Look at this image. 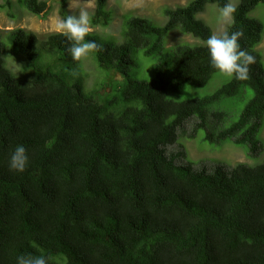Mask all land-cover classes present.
<instances>
[{"label":"trees","instance_id":"trees-1","mask_svg":"<svg viewBox=\"0 0 264 264\" xmlns=\"http://www.w3.org/2000/svg\"><path fill=\"white\" fill-rule=\"evenodd\" d=\"M17 1L41 19L51 1L61 19L69 15L70 0ZM226 3L164 7L163 25L124 16L121 41L90 32L85 41L102 46L91 52L96 66L121 78L104 96L94 93L99 81L85 88L63 34L42 41L21 28L0 34V264L29 254L48 264H264V163L196 167L183 149L166 151L190 120L188 138L202 130L210 145L231 139L252 155L264 148V63L256 50L264 22L248 16L264 0H237L226 27L243 31L241 49L255 57L247 80L231 77L195 95L219 73L206 45L165 44L174 29L206 42L211 29L196 16ZM94 4L91 26L107 27V0ZM7 55L19 61L17 72L6 67ZM140 56L153 60L148 80L137 74ZM18 145L28 155L23 172L9 165Z\"/></svg>","mask_w":264,"mask_h":264},{"label":"rangeland","instance_id":"rangeland-1","mask_svg":"<svg viewBox=\"0 0 264 264\" xmlns=\"http://www.w3.org/2000/svg\"><path fill=\"white\" fill-rule=\"evenodd\" d=\"M189 1L190 0H107V9L110 10L112 14V20L105 28L91 26V32H95L101 36H114L116 40L121 41L122 21L124 16L144 17L151 19L158 25H163L166 19L162 15L161 11L164 7L172 8L175 6H182L187 4ZM10 2L11 7L7 8L3 6L5 4V0H0V34L2 36L10 30L17 28H21L26 32L34 33L40 41L45 39L49 34L60 33L56 28V20L61 19L58 14L59 4L57 2L51 1L49 3L51 9L44 19L30 14L23 7H21L17 0H10ZM233 3H237V0H233ZM66 8L69 14H78L81 9H84L92 15L94 0H71L68 2ZM248 16L264 22L263 4H259L252 12H250ZM196 17L202 20L211 29V34L219 33L225 30L229 25L220 21L219 8L214 4H207L204 11ZM182 43L190 45H205V42H201L191 36L182 34L178 29H174L165 37V44L167 48L174 47ZM256 50L261 54L264 63V36L262 37L260 44L256 47ZM139 58L140 69L137 71L139 79L148 80V77H152L154 73L153 60L149 57L143 56H140ZM93 59L94 58L91 53L87 57L81 59V69L85 76V88L94 90L99 81L98 88L94 91V93L96 96L98 94L104 96L109 89L108 85L111 87L112 83L119 82L121 78L116 75L115 78L118 80L114 81L111 73L100 71ZM5 65L11 71L17 72L20 63L10 55H7L5 57ZM230 78L231 77L222 75L220 72L215 74L208 86L203 89L202 93L207 94L214 91ZM101 85H105L106 87ZM194 94L196 95L195 92ZM251 94L252 91L248 90L246 94V96L248 95V98L245 96L243 100H238L236 102V107L241 109ZM221 109H223V107ZM231 110L232 109L230 107L227 109L228 112H231ZM192 123L193 121L186 124L185 133L183 134L184 136L178 140L176 147L171 148V150L176 151L181 149L180 146L182 145V149L186 154L185 158L190 162H193L196 165L203 162L204 165L207 164L209 166H213L215 163H220L226 166L233 165L238 162L246 164L264 163V150H262L258 155H251L247 154L245 147L237 146L229 141L224 144L210 145L202 140L204 133L202 130L198 132L195 138H188L187 135L190 132ZM259 138L263 142L264 147V121L259 133Z\"/></svg>","mask_w":264,"mask_h":264},{"label":"clouds","instance_id":"clouds-1","mask_svg":"<svg viewBox=\"0 0 264 264\" xmlns=\"http://www.w3.org/2000/svg\"><path fill=\"white\" fill-rule=\"evenodd\" d=\"M237 7H238L237 3H233V0H228V3H226L223 7L219 8L220 21L224 24L234 23V13L236 12ZM91 23H92L91 15L87 10L84 9H81L78 14H69L65 19L56 20L57 30L71 42V45L67 49V51L71 54V57L74 61H80L82 58L87 57L91 52H98L102 48V46L96 44L94 41H88V42L85 41V37L89 35L90 32L92 31ZM243 35L244 33L242 30H237L230 34L225 29L219 33L211 34L205 42V45L209 52L211 66L216 70H218L222 75L228 77H234L238 80L249 79V66L255 63V57L251 55L248 51L241 49V46L238 41L239 38H241ZM194 45H202V44H194ZM72 74L74 76L76 75L75 72H73ZM194 92L197 95L200 94L206 95L205 93H202L203 90H198ZM191 121H193L194 123V120H190L187 123H190ZM210 121L214 122L212 118H210ZM193 123L191 124V128ZM184 128H186V126H184ZM223 128H225L224 125L218 127V129H223ZM189 134L190 133H188V135ZM227 141L232 142L231 139ZM225 142L218 144H224ZM176 145L177 143H175L173 146L166 147V151L167 152L170 151L173 153L180 151L182 149L181 146H180L181 149L179 150L176 151L171 150V148L176 147ZM247 154L250 153L248 152ZM185 161H187L186 158ZM238 163H243V162H238ZM27 164H28V155L25 147L23 145L16 146L10 156V161H9L10 168L19 172H23ZM216 164L217 163H215L214 165ZM233 165H229V166H233ZM248 165H254V164H248ZM195 166L197 167L198 165L195 164ZM17 264H48V261L43 256H33L29 254V255H21L17 257Z\"/></svg>","mask_w":264,"mask_h":264}]
</instances>
